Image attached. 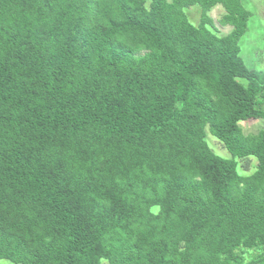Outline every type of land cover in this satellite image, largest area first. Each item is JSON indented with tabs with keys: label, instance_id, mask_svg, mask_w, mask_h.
<instances>
[{
	"label": "trees",
	"instance_id": "1",
	"mask_svg": "<svg viewBox=\"0 0 264 264\" xmlns=\"http://www.w3.org/2000/svg\"><path fill=\"white\" fill-rule=\"evenodd\" d=\"M242 2L0 0V260L264 264Z\"/></svg>",
	"mask_w": 264,
	"mask_h": 264
},
{
	"label": "rangeland",
	"instance_id": "2",
	"mask_svg": "<svg viewBox=\"0 0 264 264\" xmlns=\"http://www.w3.org/2000/svg\"><path fill=\"white\" fill-rule=\"evenodd\" d=\"M243 6L251 13L248 20L247 32L240 39L241 57L245 63L254 68L264 70V0H243ZM185 13L191 24L197 26L200 20V8L195 5L185 9ZM224 14L221 6L217 5L208 12V16L213 20L219 35H225L230 31V27H221L217 24L218 19ZM243 132L246 134L255 133L264 127V122L247 121L240 123ZM209 144L215 151H224L219 143L212 137H209ZM226 152V151H225ZM216 153V152H215ZM219 154V153H217ZM221 155V154H219ZM223 156V155H221ZM228 158L227 156H223ZM255 162L251 161V164ZM250 168H252L250 166ZM0 264H12L6 260H0Z\"/></svg>",
	"mask_w": 264,
	"mask_h": 264
}]
</instances>
